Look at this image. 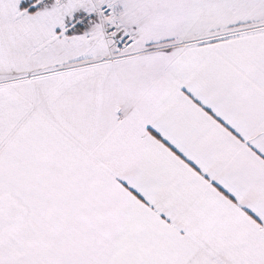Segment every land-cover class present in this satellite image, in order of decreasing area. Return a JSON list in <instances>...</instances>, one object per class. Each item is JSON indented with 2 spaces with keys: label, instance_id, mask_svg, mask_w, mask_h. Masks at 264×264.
<instances>
[{
  "label": "snow or ice",
  "instance_id": "1",
  "mask_svg": "<svg viewBox=\"0 0 264 264\" xmlns=\"http://www.w3.org/2000/svg\"><path fill=\"white\" fill-rule=\"evenodd\" d=\"M0 264H264V0H0Z\"/></svg>",
  "mask_w": 264,
  "mask_h": 264
}]
</instances>
